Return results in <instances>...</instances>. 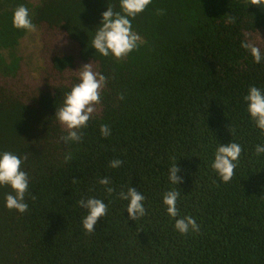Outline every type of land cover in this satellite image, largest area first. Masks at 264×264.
Here are the masks:
<instances>
[{"label": "trees", "instance_id": "16d2710c", "mask_svg": "<svg viewBox=\"0 0 264 264\" xmlns=\"http://www.w3.org/2000/svg\"><path fill=\"white\" fill-rule=\"evenodd\" d=\"M20 4L36 27L61 29L106 84L82 140L67 144L55 112L78 78L46 85L31 102L0 85V151L26 157L29 174L25 213L5 206L12 190L0 186V264H264V153L255 152L264 134L243 100L250 85L264 90V61L240 47L247 33L264 30L263 11L243 0H152L130 18L142 43L117 59L91 42L108 5L122 11L119 0H0V77L16 74L17 46L29 32L12 24ZM72 60L56 55L50 66L61 72ZM101 124L110 136L100 134ZM230 142L242 152L225 183L211 163L219 144ZM173 158L183 177L176 186L168 179ZM113 159L123 163L111 168ZM101 177L110 178L112 195ZM128 186L146 197L147 214L136 221L116 195ZM174 187L177 218H195L198 233L174 228L162 202ZM89 197L108 205L92 233L77 203Z\"/></svg>", "mask_w": 264, "mask_h": 264}, {"label": "clouds", "instance_id": "9594fccd", "mask_svg": "<svg viewBox=\"0 0 264 264\" xmlns=\"http://www.w3.org/2000/svg\"><path fill=\"white\" fill-rule=\"evenodd\" d=\"M151 2L152 0H119L122 11H114L113 7L108 5L107 10L101 13L102 19L96 27L91 47L105 57L111 55L117 59H122L127 56L137 48L138 43H142L140 36L132 29L130 18H134L143 12ZM244 2L246 7L249 4L257 7L264 6V0H244ZM235 21V16L226 13V23L233 24ZM12 24L17 29L30 32L36 30L29 9L23 4L16 6L13 10ZM240 47L249 51L255 63L264 61V53L247 39L241 42ZM105 84L106 77L100 72L94 71L91 63L84 64L79 68L78 82L73 84L71 89L65 93L62 106L56 108V118L67 129V134L61 136L60 140L66 144L82 140L83 133L80 129L86 128L88 122L93 118V114L96 112L95 105L101 102V90ZM119 99H124L122 93L119 94ZM243 100L247 104V112L254 125L264 134V90L250 85ZM99 130L103 137L111 135L108 124H101ZM241 152L242 146L236 142L219 144L216 148L211 167L222 182L227 183L234 177ZM255 152L257 155L264 153V144L256 145ZM72 158L71 152L64 156L65 162ZM25 159L26 157L19 156L12 151H0V186L7 185L12 190L11 193L5 194V206L20 213H25L28 210L25 197L29 192V174L22 167ZM176 159L173 158V163L168 170V179L175 186L183 181V177L177 175L180 168L176 164ZM122 163L123 161L120 159H113L109 161V167L118 168ZM77 181L78 178L72 179L73 183ZM98 183L104 186L106 194L112 195L115 192V188L111 186L110 178L101 177ZM116 195L127 201L128 218L136 221L147 214L144 207L146 197L135 188L128 186L127 191L121 189ZM180 195L181 192L177 187L163 194L162 202L166 206V212L175 219L174 228L180 234L186 235L190 231L198 233L200 225L197 224L195 218L191 216L177 218L179 216L177 202ZM31 199L34 200L35 196H31ZM77 203L87 210V214L82 219L84 230L88 233L94 232L98 220L107 215L108 205L103 200L94 197L80 199Z\"/></svg>", "mask_w": 264, "mask_h": 264}, {"label": "rangeland", "instance_id": "374dc122", "mask_svg": "<svg viewBox=\"0 0 264 264\" xmlns=\"http://www.w3.org/2000/svg\"><path fill=\"white\" fill-rule=\"evenodd\" d=\"M264 11V6L260 7ZM246 39L264 47V30H256L246 34ZM70 55L72 66L61 72L54 71L50 66L51 58L56 55ZM19 66L13 77H0V85L12 89L25 100L32 101L38 90L46 85L65 83L70 79L79 80V68L91 63L97 71L95 61H81L77 56V46L65 33L58 28L45 25L29 31L17 46ZM64 126V125H63Z\"/></svg>", "mask_w": 264, "mask_h": 264}, {"label": "flooded vegetation", "instance_id": "af4514ba", "mask_svg": "<svg viewBox=\"0 0 264 264\" xmlns=\"http://www.w3.org/2000/svg\"><path fill=\"white\" fill-rule=\"evenodd\" d=\"M37 1V0H36ZM244 1V0H243ZM254 6H256V5H254ZM257 7V6H256ZM261 11H263L260 7H258ZM263 13H264V11H263ZM42 25H45L44 23H41V24H39V26H37V27H40V26H42ZM45 26H47V25H45ZM36 27V28H37ZM258 30H262V29H258ZM55 71V70H54Z\"/></svg>", "mask_w": 264, "mask_h": 264}]
</instances>
